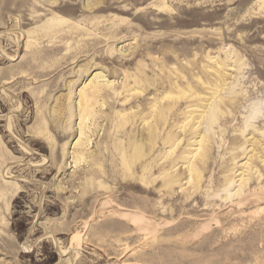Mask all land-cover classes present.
<instances>
[{
  "label": "rangeland",
  "instance_id": "obj_1",
  "mask_svg": "<svg viewBox=\"0 0 264 264\" xmlns=\"http://www.w3.org/2000/svg\"><path fill=\"white\" fill-rule=\"evenodd\" d=\"M0 264H264V0H0Z\"/></svg>",
  "mask_w": 264,
  "mask_h": 264
},
{
  "label": "bare ground",
  "instance_id": "obj_2",
  "mask_svg": "<svg viewBox=\"0 0 264 264\" xmlns=\"http://www.w3.org/2000/svg\"><path fill=\"white\" fill-rule=\"evenodd\" d=\"M57 26H54V25H52V26H48V28H49V30L50 29H54V28H56ZM166 104V105H165ZM164 105H161L160 107H158L157 109L158 110H160V112L162 113L161 115H165V113H168L169 111H171L170 110V108H172V105L169 103V102H167V103H165ZM165 109H167V110H165ZM216 107H213V108H210V110L208 111V113H207V121H209L210 123H208L207 122V125L209 126L210 125V127H211V122L215 119V118H218V114H217V111H216ZM158 115H159V113H158ZM161 115H160V117H161ZM156 118V117H155ZM154 118V119H155ZM157 119V118H156ZM160 119H164V117L162 118H160ZM160 119H159V121H160ZM152 124L150 125V136H151V139H153V138H156V134H155V129H156V126H158L159 125V122H151ZM154 130V131H152V130ZM169 180H167V182H168Z\"/></svg>",
  "mask_w": 264,
  "mask_h": 264
}]
</instances>
